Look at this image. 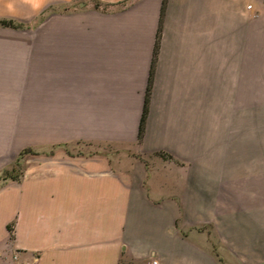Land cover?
<instances>
[{
	"label": "crops",
	"instance_id": "1",
	"mask_svg": "<svg viewBox=\"0 0 264 264\" xmlns=\"http://www.w3.org/2000/svg\"><path fill=\"white\" fill-rule=\"evenodd\" d=\"M74 1L0 0V19L47 12L30 38L0 25V172L36 149L0 182V263L264 264V194L230 136L264 0Z\"/></svg>",
	"mask_w": 264,
	"mask_h": 264
},
{
	"label": "rangeland",
	"instance_id": "2",
	"mask_svg": "<svg viewBox=\"0 0 264 264\" xmlns=\"http://www.w3.org/2000/svg\"><path fill=\"white\" fill-rule=\"evenodd\" d=\"M78 1L84 0L74 1L73 6H77ZM89 1L90 0H86V2ZM253 7L256 9L254 15H257L258 8L255 6ZM61 8H63V6H61ZM46 13L47 12L35 19L26 20L22 23L24 27L28 26V28L24 29L25 38H30L31 29L43 21L46 17ZM15 23L18 22L15 21ZM252 49L254 53L251 55V62L253 66H256V69H251L249 92L246 96L247 100L233 99L231 102L232 112L230 124L232 131L230 136L231 141H237L238 136L240 139L244 137L246 151L243 180L253 185V193L264 194V23L259 24L253 30ZM239 127L242 128L241 132L238 134ZM63 150L68 152H101L105 155L112 154L115 151L117 155H123L126 151H131V148L128 150L127 146H121L119 144L91 145L86 143H71L65 145ZM35 152L36 149H23L16 164L14 163L11 168L4 169L0 172V182L8 179L14 180L21 170L25 168V162L30 160ZM234 167H236V165L230 163L227 165L226 169L228 173L226 172L227 175H223V180L221 181L222 190L229 191L232 189L231 186L237 179L235 177ZM0 264L8 263L2 262Z\"/></svg>",
	"mask_w": 264,
	"mask_h": 264
},
{
	"label": "trees",
	"instance_id": "3",
	"mask_svg": "<svg viewBox=\"0 0 264 264\" xmlns=\"http://www.w3.org/2000/svg\"><path fill=\"white\" fill-rule=\"evenodd\" d=\"M164 2H165V0H164ZM0 25L1 26H7V27H13V28H19V27L23 26V24L20 22L15 23V21L13 19H0ZM149 89H150V86L148 87V91H149ZM147 98H148V96H146L145 107H144V110L142 113L139 135L142 134V130L144 129L145 115H146V110H147ZM7 230L9 231V233L12 232V225L11 224L7 225Z\"/></svg>",
	"mask_w": 264,
	"mask_h": 264
},
{
	"label": "built area",
	"instance_id": "4",
	"mask_svg": "<svg viewBox=\"0 0 264 264\" xmlns=\"http://www.w3.org/2000/svg\"><path fill=\"white\" fill-rule=\"evenodd\" d=\"M247 6H248V8H251L252 4H248ZM12 259L14 261L13 264H30V263H20V262H18L16 255H13ZM149 264H159V258L157 256H151V258L149 260Z\"/></svg>",
	"mask_w": 264,
	"mask_h": 264
}]
</instances>
